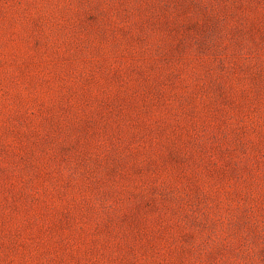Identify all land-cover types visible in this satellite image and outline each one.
Wrapping results in <instances>:
<instances>
[{
  "label": "rangeland",
  "instance_id": "374dc122",
  "mask_svg": "<svg viewBox=\"0 0 264 264\" xmlns=\"http://www.w3.org/2000/svg\"><path fill=\"white\" fill-rule=\"evenodd\" d=\"M0 264H264V0H0Z\"/></svg>",
  "mask_w": 264,
  "mask_h": 264
}]
</instances>
